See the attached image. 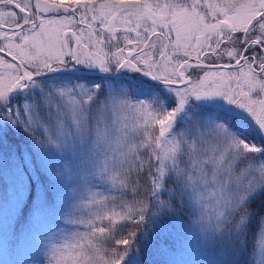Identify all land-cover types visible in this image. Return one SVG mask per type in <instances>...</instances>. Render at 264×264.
<instances>
[{
	"label": "snow or ice",
	"instance_id": "1",
	"mask_svg": "<svg viewBox=\"0 0 264 264\" xmlns=\"http://www.w3.org/2000/svg\"><path fill=\"white\" fill-rule=\"evenodd\" d=\"M5 247L264 264V0H0Z\"/></svg>",
	"mask_w": 264,
	"mask_h": 264
},
{
	"label": "trees",
	"instance_id": "2",
	"mask_svg": "<svg viewBox=\"0 0 264 264\" xmlns=\"http://www.w3.org/2000/svg\"><path fill=\"white\" fill-rule=\"evenodd\" d=\"M4 255V264H17V262H22L25 259L30 258L34 255L32 249L21 248L17 249L15 252H10L6 247L0 248V256Z\"/></svg>",
	"mask_w": 264,
	"mask_h": 264
},
{
	"label": "rangeland",
	"instance_id": "3",
	"mask_svg": "<svg viewBox=\"0 0 264 264\" xmlns=\"http://www.w3.org/2000/svg\"><path fill=\"white\" fill-rule=\"evenodd\" d=\"M178 259H180L182 261L190 262L194 259V257L184 256V257H180ZM0 260H4V255L0 256Z\"/></svg>",
	"mask_w": 264,
	"mask_h": 264
}]
</instances>
